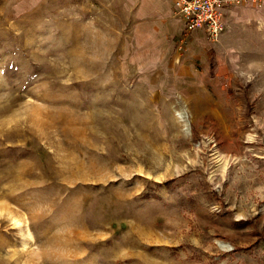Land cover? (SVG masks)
I'll list each match as a JSON object with an SVG mask.
<instances>
[{"label": "rangeland", "instance_id": "rangeland-1", "mask_svg": "<svg viewBox=\"0 0 264 264\" xmlns=\"http://www.w3.org/2000/svg\"><path fill=\"white\" fill-rule=\"evenodd\" d=\"M263 2L0 0V264H264Z\"/></svg>", "mask_w": 264, "mask_h": 264}, {"label": "built area", "instance_id": "built-area-1", "mask_svg": "<svg viewBox=\"0 0 264 264\" xmlns=\"http://www.w3.org/2000/svg\"><path fill=\"white\" fill-rule=\"evenodd\" d=\"M262 1L264 0H174V11L184 24L182 43L186 35L197 29L205 30L211 40H216L226 28L225 10L228 7Z\"/></svg>", "mask_w": 264, "mask_h": 264}, {"label": "crops", "instance_id": "crops-1", "mask_svg": "<svg viewBox=\"0 0 264 264\" xmlns=\"http://www.w3.org/2000/svg\"><path fill=\"white\" fill-rule=\"evenodd\" d=\"M264 3V2H263ZM173 7H174V0H173V3H172ZM180 25H181V30L184 28V24H183V21L182 19H180Z\"/></svg>", "mask_w": 264, "mask_h": 264}]
</instances>
